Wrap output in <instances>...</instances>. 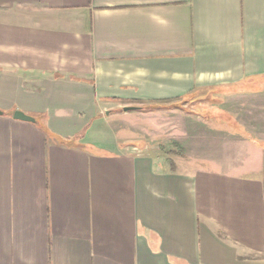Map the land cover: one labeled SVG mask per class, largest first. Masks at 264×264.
I'll use <instances>...</instances> for the list:
<instances>
[{"label":"crops","instance_id":"crops-1","mask_svg":"<svg viewBox=\"0 0 264 264\" xmlns=\"http://www.w3.org/2000/svg\"><path fill=\"white\" fill-rule=\"evenodd\" d=\"M0 109V264H264V0H0Z\"/></svg>","mask_w":264,"mask_h":264},{"label":"rangeland","instance_id":"rangeland-1","mask_svg":"<svg viewBox=\"0 0 264 264\" xmlns=\"http://www.w3.org/2000/svg\"><path fill=\"white\" fill-rule=\"evenodd\" d=\"M215 100L213 99H209L207 100V103H204V110L203 112H206V114L203 113V115L205 116V118L208 120V121H211V122H214L217 121L216 119H220L219 118V115L217 114L218 111L214 110L215 107H223L224 104L221 103V102H217L218 100ZM153 150H156L157 153L161 154L162 156H169V157H178V154H182V148L180 147H174L173 149L171 147H166V146H159V147H153Z\"/></svg>","mask_w":264,"mask_h":264},{"label":"water","instance_id":"water-1","mask_svg":"<svg viewBox=\"0 0 264 264\" xmlns=\"http://www.w3.org/2000/svg\"><path fill=\"white\" fill-rule=\"evenodd\" d=\"M126 111L128 110H133V109H136V107H133V106H125ZM3 113V110L0 109V114ZM13 117L15 119H18V120H23V121H28V122H35L36 121V118L29 115V114H26L25 112L21 111V110H16Z\"/></svg>","mask_w":264,"mask_h":264}]
</instances>
